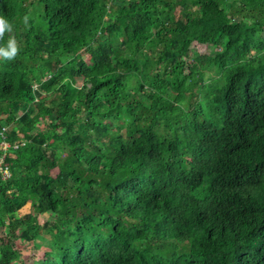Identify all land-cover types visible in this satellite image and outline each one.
I'll list each match as a JSON object with an SVG mask.
<instances>
[{"label":"trees","instance_id":"obj_1","mask_svg":"<svg viewBox=\"0 0 264 264\" xmlns=\"http://www.w3.org/2000/svg\"><path fill=\"white\" fill-rule=\"evenodd\" d=\"M0 15L20 46L0 60V264H264V0ZM26 204L46 214L18 235L40 260L3 231Z\"/></svg>","mask_w":264,"mask_h":264},{"label":"rangeland","instance_id":"obj_2","mask_svg":"<svg viewBox=\"0 0 264 264\" xmlns=\"http://www.w3.org/2000/svg\"><path fill=\"white\" fill-rule=\"evenodd\" d=\"M237 8H240L237 6ZM245 12H249V10L247 8H244ZM176 11L179 12L180 11V6L176 7ZM252 15H255L254 13L251 12ZM198 50L201 53L204 52H209V53H214L218 50L217 47L213 46V45H209V46H204V45H200L198 46ZM61 58L65 61L67 60V56L61 54ZM85 60L89 63L90 59L87 55L84 56ZM211 75H214V71L211 70L210 72ZM200 81H206V77L203 76H199ZM40 126L42 128H44L45 126H47V123H41ZM57 173V169H53L51 171L52 175H55ZM46 216L45 213H39L38 210H36V208L31 207L29 204H26L21 210H19L18 212H16L15 214H13L10 217V220H6L5 221V226L3 227V231L5 234H10V229L9 227L13 224L16 226V224L18 226L15 227L16 231H13V236H10L11 240H12V244L17 247L18 249H20L21 251V255H20V259H28L30 258L31 260H40L42 257V250L41 249H35L33 247V243L32 242H26L20 238H18L19 235V231L21 228H23L26 225V222L28 221V219L30 221H37L39 223L43 222L44 217ZM10 225V226H9ZM14 227V226H13ZM16 233V234H15ZM15 236V237H14ZM31 262V261H29ZM15 264V263H14Z\"/></svg>","mask_w":264,"mask_h":264},{"label":"clouds","instance_id":"obj_3","mask_svg":"<svg viewBox=\"0 0 264 264\" xmlns=\"http://www.w3.org/2000/svg\"><path fill=\"white\" fill-rule=\"evenodd\" d=\"M29 17L25 15L23 22L25 26L28 25ZM8 35V40L5 44L0 46V60L12 61L20 52V46L14 35V25L8 19L0 15V41L4 40L5 35Z\"/></svg>","mask_w":264,"mask_h":264},{"label":"built area","instance_id":"obj_4","mask_svg":"<svg viewBox=\"0 0 264 264\" xmlns=\"http://www.w3.org/2000/svg\"><path fill=\"white\" fill-rule=\"evenodd\" d=\"M5 130V128L2 129V132ZM1 132V133H2ZM2 135V134H1ZM9 148V144L2 140L0 142V149L3 150V154L0 156V176L2 179H6L9 177V170L8 168L4 165V158L7 155V149Z\"/></svg>","mask_w":264,"mask_h":264}]
</instances>
